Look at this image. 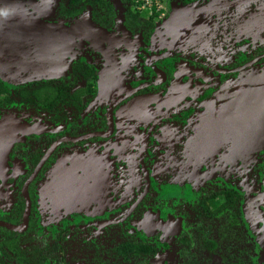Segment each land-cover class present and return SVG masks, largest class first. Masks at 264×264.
Returning a JSON list of instances; mask_svg holds the SVG:
<instances>
[{"label": "flooded vegetation", "instance_id": "obj_1", "mask_svg": "<svg viewBox=\"0 0 264 264\" xmlns=\"http://www.w3.org/2000/svg\"><path fill=\"white\" fill-rule=\"evenodd\" d=\"M109 1L40 13L82 25L67 67L7 86L33 127L0 166V264L261 263L262 128L223 94L264 71L262 0Z\"/></svg>", "mask_w": 264, "mask_h": 264}, {"label": "water", "instance_id": "obj_2", "mask_svg": "<svg viewBox=\"0 0 264 264\" xmlns=\"http://www.w3.org/2000/svg\"><path fill=\"white\" fill-rule=\"evenodd\" d=\"M39 14L36 10H30L23 0H0V80L8 87L62 74L76 45V37L83 30L80 24L66 26L63 23H47ZM258 16L261 17L258 24L264 25L263 0ZM229 87L231 89L223 95L233 99L228 110L235 117L230 114V118L233 116L237 120L239 116L240 120V115L246 110L242 119L244 123L250 120L257 122L262 133L243 135L264 139V71L235 81ZM239 97L241 100L244 98L245 102L237 101ZM243 105H246V109ZM256 107L262 111L255 113ZM32 127L14 113H5L0 117L1 168L5 169L7 153L13 142L22 139L19 133L24 134ZM164 262L168 264L167 257Z\"/></svg>", "mask_w": 264, "mask_h": 264}, {"label": "rangeland", "instance_id": "obj_3", "mask_svg": "<svg viewBox=\"0 0 264 264\" xmlns=\"http://www.w3.org/2000/svg\"><path fill=\"white\" fill-rule=\"evenodd\" d=\"M61 0H26V2L28 4L31 5V7L35 8V9H39L38 12L43 14L44 16H46L45 14L49 13V15H55L56 14V11H57V7L58 5L61 3L60 2ZM111 2L113 3L114 6H118L120 3H119V0H111ZM81 17L79 18V20L81 18L83 19H89V16H90V7H87L84 9V11H82L80 13ZM175 14H173L172 16H174ZM14 87H10V94L12 95V89ZM5 111H11V112H15L17 113L16 109H15V105L12 104L10 107H7V110ZM260 251V249L258 248V246H256V253H257V257H259L260 253H258ZM200 259L203 260L205 259V261H203L201 264H222L217 258L211 260V258L213 256H210V258H208V262H206V257L205 255H200ZM255 258L254 261H253V264H264V261H262L260 263L259 259L258 258ZM179 264V263H178Z\"/></svg>", "mask_w": 264, "mask_h": 264}, {"label": "trees", "instance_id": "obj_4", "mask_svg": "<svg viewBox=\"0 0 264 264\" xmlns=\"http://www.w3.org/2000/svg\"><path fill=\"white\" fill-rule=\"evenodd\" d=\"M121 1L127 2L130 0H121ZM185 1H191V0H185ZM68 2L72 4L74 7H72L71 9H66L63 6H61V13L73 14L83 9L85 5H89L93 9L92 13L94 15L104 12L109 13L111 10V3L109 0H68ZM8 90L9 88L0 81V106L9 105L12 102L13 98L8 95ZM236 264H245V263L236 262Z\"/></svg>", "mask_w": 264, "mask_h": 264}, {"label": "built area", "instance_id": "obj_5", "mask_svg": "<svg viewBox=\"0 0 264 264\" xmlns=\"http://www.w3.org/2000/svg\"><path fill=\"white\" fill-rule=\"evenodd\" d=\"M133 3L139 10L145 12L152 11V9L160 11L162 8V0H133Z\"/></svg>", "mask_w": 264, "mask_h": 264}]
</instances>
